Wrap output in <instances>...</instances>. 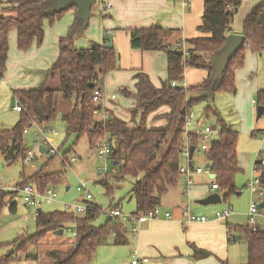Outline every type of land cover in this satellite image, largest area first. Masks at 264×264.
<instances>
[{
    "label": "trees",
    "instance_id": "obj_1",
    "mask_svg": "<svg viewBox=\"0 0 264 264\" xmlns=\"http://www.w3.org/2000/svg\"><path fill=\"white\" fill-rule=\"evenodd\" d=\"M241 2L242 0H204L202 23L198 30L210 35L188 39L185 50L167 43L169 31L158 24L130 30L131 47L165 51L168 74L161 87L157 88L145 73L142 71L135 73L136 105L132 108L131 119L139 117V122L133 127H129L127 121L103 109L101 101L92 98L95 90L102 89L104 75L117 68L114 48L106 47L105 42L92 44L88 48L75 47L73 38L85 26L79 21H74L67 34L60 38L58 57L46 71L43 83L28 90H13L15 101L21 110L15 125L11 128L0 126V154L9 164L18 158L23 159L27 150L23 141L24 129L32 122H36L44 130L49 129L58 114L55 94L56 91L60 92L62 100L65 101L61 111L65 134L67 136L73 134L74 143L85 136L90 149H97L104 141L110 145L108 159L111 160L114 169V173H111L112 181H109L108 173L100 179L106 187V192H112L122 180L131 177L130 192L136 205L135 211L131 213L132 217L158 207L162 195L177 181L180 154L185 144L188 143L189 148L191 146L197 148L200 144L199 131H186V117L192 111V107L198 101L205 100L207 92H235L234 70L242 66L245 50L250 49L259 53L264 49V2H261L244 20L241 34L245 41L242 47L230 59L221 78L212 79L213 62L212 59L207 60L204 54L211 53L214 56L221 49L232 30V21ZM9 3L3 10L12 15L0 14V79L5 70L8 54L9 31L16 30L17 48L26 51L33 41L37 44L42 42L44 21L53 23L64 12H52L50 0H10ZM178 51H181V54ZM187 66L207 70V78L201 84L189 88L178 84L172 87V81L179 83L182 80L184 67ZM56 79L59 87L55 90L50 87V81ZM125 90L121 89L124 93ZM193 92L199 93V97H190L189 94ZM255 103L264 106V90L258 92ZM162 106L168 108L166 113L160 115L165 123L161 126H147L148 115ZM211 108L206 106L204 113L210 114ZM100 113L104 114L102 118L98 116ZM213 114L216 116L215 112ZM218 120L220 121L218 133L203 153L210 171L216 175L217 186L227 194L237 189L233 183V176L239 171L236 156L238 131L224 124L223 120L219 118ZM67 151L63 152L64 156ZM45 152L44 148L43 153ZM263 161L264 153L263 157L259 156L255 160L253 169L259 179L264 200ZM61 174V171L43 173L39 170L19 187L31 182L38 191L43 192L49 185H55ZM14 192L16 190L0 188V214L8 199L13 198ZM84 202L87 209L82 215L64 209L49 212L38 209L35 221L37 226L43 229L21 240L17 247L18 252H23L25 260L36 258V254H26L28 246L40 245V240L47 232H56L68 223L73 224L72 247L65 252L48 251L52 264L90 263L97 247L107 243L110 234L112 244L118 245L127 241V230L122 216H106L103 224L93 225L91 221L100 211V207L88 200ZM110 208L119 207L112 205ZM10 210L16 211V202L10 204ZM130 219L131 217H128V220ZM241 230L244 233L242 239L248 250L246 264H264V232H251L247 226L241 227ZM5 244L8 243L0 242V248ZM206 254L196 251V256ZM16 258L12 256V252L0 253V264H9Z\"/></svg>",
    "mask_w": 264,
    "mask_h": 264
},
{
    "label": "crops",
    "instance_id": "obj_2",
    "mask_svg": "<svg viewBox=\"0 0 264 264\" xmlns=\"http://www.w3.org/2000/svg\"><path fill=\"white\" fill-rule=\"evenodd\" d=\"M9 1L0 0V14L12 15V13L3 10L9 6ZM261 2L264 0H242L234 15L232 30L228 35H242L241 30L246 16ZM95 3V10H93ZM95 3L92 5L91 16L84 25L85 28L74 36L73 44L77 48H88L92 44L105 42L106 46L107 42H111V47L114 48L117 56V68L106 73L103 77L101 88L104 96L101 99V104L103 109L127 121L128 126L133 127L139 122V117L135 120L131 119L132 108L136 105L134 98L136 91L135 73L138 71L145 73L157 88L161 87L168 74L165 51L141 50L131 47L130 30L158 24L169 31L167 43L175 45L182 41L187 47L188 39L210 35L198 30L202 23L204 0H95ZM106 3H109L110 6L105 7L104 4ZM74 21H78L76 19V7L64 10L53 23H48L45 20L42 42L37 44L33 41L26 51L17 48L16 30L9 31L8 54L5 70L0 79V88L5 90L10 99L14 98L13 90H28L43 83L46 71L58 57L60 38L67 34ZM214 56L211 53L204 54V57L207 60L212 59V62ZM207 76V70L187 66L184 67L182 80L177 84L189 88L201 84ZM233 84L235 92H207L205 94L206 99L201 101H207L208 104L205 107L210 106L216 94H224L233 103L235 102L237 113L240 115L239 121L244 124L246 119L245 127L251 130V135L263 138L258 149V154L261 155L264 153V136L262 137L264 111L260 116L258 115L257 109L260 105H257L255 101L258 92L264 90V49L259 53L250 49L245 50L242 66L234 70ZM121 89H126L125 93ZM189 96L199 97V93L193 92ZM211 109V113L208 114L207 112V115L203 109L201 116L194 124L192 118L189 125L190 130L192 132L203 130L204 128L201 127L203 118L214 115L213 112H215L216 116H214L223 120V123L231 129L237 130L239 137L237 125L222 118L216 108ZM167 111L168 108L162 106L150 113L147 117V126L163 125L165 122L160 115ZM58 114L61 118V112ZM98 116L102 118L104 114L100 113ZM249 117H253V121H247ZM217 122L220 123L219 120ZM211 127L215 131L216 127ZM217 133V131L214 132V137ZM238 141L239 138L236 144L239 171L233 176L234 185L236 175L243 172L244 166H249L254 156V152H249V158L244 160L243 153H238ZM195 153L197 152L194 151L190 157L189 154L187 157L180 155V160L183 159L184 163H179V167L186 166L192 171L200 167H195V161L200 160L199 154L201 153H198V157H194ZM206 164L209 163L205 157L203 168L207 169L209 173L190 175L192 182L188 185L187 176L179 172L176 183L162 195L158 206L161 208L162 214L164 212L170 213L169 218L161 215L156 219L135 224V218L131 217L128 220L130 222L129 228H126L127 241L123 244H112V235L110 234L111 239L97 247L92 261L88 264H131L134 259V252L139 264H246L248 250L245 241L242 239L244 233L241 227L247 226L248 209L233 208L234 201L231 197L233 193L237 196L240 195L241 191L236 189V191L226 194L225 190L219 187L212 189L211 183L213 181L211 179L215 182L216 175L210 171L209 167H205ZM39 170L43 173H50L44 172L43 167ZM212 176L213 178H211ZM28 177H25L24 181ZM19 186L18 189H20ZM242 186L244 187L245 184ZM246 187H248L247 183ZM215 192L220 194V202L207 205L197 203V200ZM25 206L28 207L26 204ZM221 207H226L232 211L228 218L218 219L214 217L215 212ZM183 208H187L195 215H204L207 219L205 221H186L181 211ZM69 246L66 251L71 249L72 246ZM196 251L207 254L196 256Z\"/></svg>",
    "mask_w": 264,
    "mask_h": 264
},
{
    "label": "rangeland",
    "instance_id": "obj_3",
    "mask_svg": "<svg viewBox=\"0 0 264 264\" xmlns=\"http://www.w3.org/2000/svg\"><path fill=\"white\" fill-rule=\"evenodd\" d=\"M95 6L96 3L94 4L93 10H95ZM50 87L55 90L58 89V80L50 81ZM55 95L56 108L58 113H60L64 107L65 101L62 100L60 92L56 91ZM16 104L17 102L15 99L13 97L10 99L5 90L0 88V126L9 128L15 125L19 117V111L15 110ZM207 104V101H201L192 107L193 124L198 117L201 116ZM210 104L213 109H217L222 118L237 125L239 129L237 149L239 151L238 153H243V159L247 160L249 158L248 153L254 152L249 166H244L243 172H240L235 177V186L238 191H241L240 195L237 196L233 193L231 196L234 201L232 205L233 208L248 209L251 201V193L248 187H246V183L248 184V181H251L256 176V172L253 170V161L259 156L263 157V154H258V149L262 144L261 139L263 138H260L261 136L253 137L251 135V130L245 127L246 119L244 120V124L239 121L240 115L237 113L235 102L233 103V101L224 94H216L214 101ZM124 107L128 110L126 105ZM252 118L253 117H249L247 121H253ZM204 125H206L205 127H216L215 131H218L220 127L214 115L203 118L201 127L204 128ZM190 129L191 128L188 127V131ZM47 139L49 140L48 144H44V141ZM23 141L26 149L32 151L35 155V159L28 164H24L19 158L9 164L0 154V188H6L10 191L17 190L14 192L13 198L8 199V203L3 207L0 214V242L8 243L0 248V253L12 252V256L17 257L9 264H52V259L47 254L48 251L56 249L66 251L69 245V247L72 246L73 224L68 223L63 226L62 234H57L53 231L47 232L40 240V245L28 246L26 254H36V258L25 260L23 252L19 253L17 250L21 240L43 229L38 227L35 221V214L38 208L42 212H49L63 210L66 203L70 204L71 207L76 204L85 206L86 202L84 201L86 199L84 194L77 190V187L82 183L85 184L86 189L91 194V199L88 201L100 207V211L91 221L93 225L103 224L106 220V210L112 205H117L122 212L121 219L125 227L127 229L129 228L130 222H128V217H132L131 213L136 209L135 199L130 192L132 178H125L112 192H106V187L99 181L100 178L105 175V172L100 173L99 169H104L106 165L109 181H112L111 160L98 157L97 150L88 147L85 136L74 143V135L67 136L65 134L64 123L59 114L55 117L47 130H44L36 122H32L31 125L27 127V131L24 132ZM40 146L46 149V153L40 154ZM48 146H52L57 150V155L52 157ZM65 150H68L66 156L63 154ZM73 157H75V160L71 162L70 159ZM194 157H198V153H195ZM199 157L200 160L195 161V167L200 166L203 168V163L205 161L204 153L199 154ZM180 163L183 164L184 160H180ZM41 167H43L44 172H62L59 181L55 185H49L47 188L54 192L56 197L52 200L44 198L38 208L26 207L20 189L17 187L23 183L25 177L31 176L32 173L39 170ZM243 184H245L244 187L242 186ZM13 202H16L15 212L10 210V204ZM211 206L214 207V205ZM217 206L219 207L220 205ZM223 209H226V207H221L218 211ZM79 214L83 213L80 212ZM108 239H111V235L108 236Z\"/></svg>",
    "mask_w": 264,
    "mask_h": 264
},
{
    "label": "built area",
    "instance_id": "obj_4",
    "mask_svg": "<svg viewBox=\"0 0 264 264\" xmlns=\"http://www.w3.org/2000/svg\"><path fill=\"white\" fill-rule=\"evenodd\" d=\"M104 5H105V7L110 6L109 3H106ZM174 46L175 47H181V49L185 50V45H184V42H182V41L176 43ZM185 53L187 54V51ZM176 84L177 83L175 81L171 82L172 87L175 86ZM103 96H104V93H103L102 89H97L94 91L92 98L95 101H101ZM112 97H114V96H112ZM15 109L17 111H20L21 107L17 104L15 106ZM192 118H193V113H192V111H190L186 117V131H188V127L191 123ZM26 131H27V129H24V132H26ZM214 132L215 131L212 129V127H204V129L199 132L200 144L197 148H194V151H196L197 153L204 152L207 149L209 142L214 138ZM263 136H264V132H263ZM48 141H49L48 139L45 140L44 144L45 143L48 144ZM41 147L42 146H40L39 149ZM48 148L51 151V153H50L51 156L57 155V153H58L57 150H55L52 146H48ZM96 150H97L98 157L105 158V159H108V156H109L110 151H111L110 145L106 141L99 144ZM188 154H189V144L187 143V144H185L180 155L187 157ZM34 159H35L34 153L30 150H26L25 156L23 157L22 161L24 164H28L30 161H32ZM74 160H75V157L70 159L71 162ZM107 171H108V169H107L106 165L104 166V169H99L100 173L105 172L104 174H107ZM179 172L183 173L187 176L188 185L192 182L191 177H189L190 175L209 173L207 169H204L201 167H197V168L193 169V171H192L189 167H186V166H180ZM111 173H114V169H112V168H111ZM211 181H213L211 183V188L217 189V187H218L217 183L214 182L213 179H211ZM248 188L252 194V199L250 201L248 212H247V227H248L249 231H251V232H264V207L263 208L259 207V203L261 201H263V191L260 188L259 179L257 177L253 178L248 183ZM77 190L84 194V197L86 200L91 199V194L86 189L84 183H82L80 186H78ZM20 192L22 194V199H23L24 203L28 207H34V208H38L41 204V201L44 198L54 199L56 197V194L54 192H52L50 189H45L43 192L38 191L36 186L31 182L24 184L20 188ZM86 209H87L86 206H82L79 204L73 205L72 207L70 204H67V203L64 205V210L73 211L74 213H80V212L84 213L86 211ZM181 211H182V215L186 221H205L207 219V217L204 215H195V214L191 213L187 208H183ZM231 213H232V211L227 208V209H223L221 211H216L214 214V217L218 218V219H226V218H228V216ZM161 215H163L166 218L170 217V213H168V212H164L162 214V210L158 206V207H155L154 209L149 210L146 213H141L140 215L134 217L135 218L134 221H135V224H140V223L145 222L149 219H156V218L160 217ZM106 216L118 217V216H122V212L119 208H110V209L106 210ZM133 257H134V259L131 261V264H139V261L136 259L135 252L133 253Z\"/></svg>",
    "mask_w": 264,
    "mask_h": 264
},
{
    "label": "water",
    "instance_id": "obj_5",
    "mask_svg": "<svg viewBox=\"0 0 264 264\" xmlns=\"http://www.w3.org/2000/svg\"><path fill=\"white\" fill-rule=\"evenodd\" d=\"M51 1V11L59 12L67 10L71 7H76V19L83 25L88 22L89 17L91 16L92 5L95 3V0H50ZM245 41V37L240 34H230L226 37L225 43L221 49L216 53L213 59L212 68V79L218 80L221 78L223 72L226 70L230 59L237 53V51L242 47ZM111 42L106 43V47H111ZM181 54V51H178ZM258 115L260 116L264 111V106H258ZM48 125H45L47 128ZM40 152L44 151V147H41ZM194 147L189 148V157L192 156ZM114 164H116L114 162ZM205 167H209V164H206ZM214 176V175H213ZM213 176L211 178H213ZM221 201L220 194L218 192L211 193L210 195L197 200V203L207 205L210 203H217ZM259 207H264V201L259 203ZM63 230L59 229L57 234H62Z\"/></svg>",
    "mask_w": 264,
    "mask_h": 264
}]
</instances>
